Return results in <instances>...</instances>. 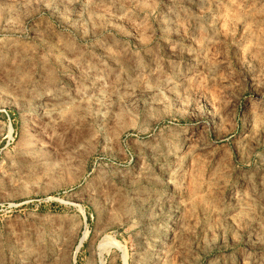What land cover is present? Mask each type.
<instances>
[{"label":"rangeland","instance_id":"374dc122","mask_svg":"<svg viewBox=\"0 0 264 264\" xmlns=\"http://www.w3.org/2000/svg\"><path fill=\"white\" fill-rule=\"evenodd\" d=\"M0 264H264V0H0Z\"/></svg>","mask_w":264,"mask_h":264}]
</instances>
